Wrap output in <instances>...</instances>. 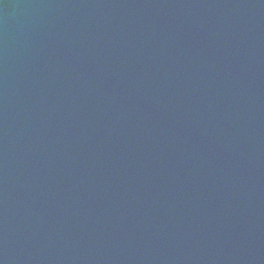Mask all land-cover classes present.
Listing matches in <instances>:
<instances>
[{"label": "water", "instance_id": "water-1", "mask_svg": "<svg viewBox=\"0 0 264 264\" xmlns=\"http://www.w3.org/2000/svg\"><path fill=\"white\" fill-rule=\"evenodd\" d=\"M0 264H264V0H0Z\"/></svg>", "mask_w": 264, "mask_h": 264}]
</instances>
